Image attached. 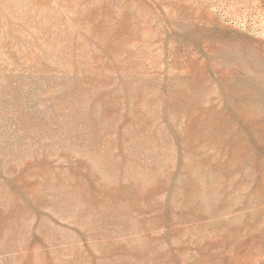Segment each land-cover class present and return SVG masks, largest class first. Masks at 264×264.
Instances as JSON below:
<instances>
[{
  "label": "rangeland",
  "instance_id": "obj_1",
  "mask_svg": "<svg viewBox=\"0 0 264 264\" xmlns=\"http://www.w3.org/2000/svg\"><path fill=\"white\" fill-rule=\"evenodd\" d=\"M0 264H264V0H0Z\"/></svg>",
  "mask_w": 264,
  "mask_h": 264
}]
</instances>
